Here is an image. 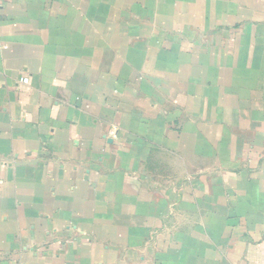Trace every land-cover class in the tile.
I'll list each match as a JSON object with an SVG mask.
<instances>
[{
    "label": "crops",
    "instance_id": "1",
    "mask_svg": "<svg viewBox=\"0 0 264 264\" xmlns=\"http://www.w3.org/2000/svg\"><path fill=\"white\" fill-rule=\"evenodd\" d=\"M0 264H264V0H0Z\"/></svg>",
    "mask_w": 264,
    "mask_h": 264
},
{
    "label": "built area",
    "instance_id": "2",
    "mask_svg": "<svg viewBox=\"0 0 264 264\" xmlns=\"http://www.w3.org/2000/svg\"><path fill=\"white\" fill-rule=\"evenodd\" d=\"M20 80H21L22 82H25V81H27V78L22 77Z\"/></svg>",
    "mask_w": 264,
    "mask_h": 264
}]
</instances>
